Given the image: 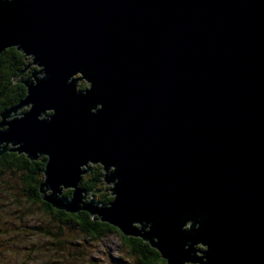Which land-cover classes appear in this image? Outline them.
<instances>
[{
  "label": "water",
  "instance_id": "95a60500",
  "mask_svg": "<svg viewBox=\"0 0 264 264\" xmlns=\"http://www.w3.org/2000/svg\"><path fill=\"white\" fill-rule=\"evenodd\" d=\"M12 48L36 69L0 157L46 159L45 203L167 264H264V0H0Z\"/></svg>",
  "mask_w": 264,
  "mask_h": 264
},
{
  "label": "trees",
  "instance_id": "16d2710c",
  "mask_svg": "<svg viewBox=\"0 0 264 264\" xmlns=\"http://www.w3.org/2000/svg\"><path fill=\"white\" fill-rule=\"evenodd\" d=\"M30 61L15 48L4 51L0 56V114L5 109L17 106L25 98L27 89L24 81L30 78L31 73L36 68L31 67L32 69L30 68V71L25 73L20 79L17 76L25 70ZM45 163L46 159L32 162L24 155L16 153L5 154L0 158V185L3 182L7 186L5 180L15 181L17 194L22 197L20 199L16 198L17 200H25L32 206L39 207L52 222L57 224L59 222L60 226H57L56 232H47L53 247L62 250L68 244L73 245L72 242L63 238L65 227H73L81 234L83 233L88 238L96 241H100L103 237L112 233H118L124 246L137 258L136 264H167L161 258V255L143 240L124 237L118 229L100 222L97 218L92 219L86 212L67 214L45 203L40 192V186L44 181ZM104 175L105 172L102 166H93L91 171L83 177L81 186L93 196L98 197L101 194L102 197L99 203L107 206L113 198L110 194L111 187L106 186L104 182ZM10 190V188L4 189L3 194L12 198L14 194H10ZM70 193L71 191H66L64 195L69 196Z\"/></svg>",
  "mask_w": 264,
  "mask_h": 264
},
{
  "label": "rangeland",
  "instance_id": "374dc122",
  "mask_svg": "<svg viewBox=\"0 0 264 264\" xmlns=\"http://www.w3.org/2000/svg\"><path fill=\"white\" fill-rule=\"evenodd\" d=\"M88 87L86 80L78 84V89L82 92ZM5 181L7 186L3 182L0 185V264L137 263V258L124 246L118 233L96 241L73 227H65L63 238L73 245L68 244L62 250L53 247L47 232H56L57 226H60L59 222H52L39 207L32 206L25 200H17L22 197L17 194L16 182ZM108 187L112 189V186ZM6 188L11 189L9 193L14 194L12 198L3 194ZM92 197L99 202L102 196L99 194L98 197Z\"/></svg>",
  "mask_w": 264,
  "mask_h": 264
},
{
  "label": "flooded vegetation",
  "instance_id": "af4514ba",
  "mask_svg": "<svg viewBox=\"0 0 264 264\" xmlns=\"http://www.w3.org/2000/svg\"><path fill=\"white\" fill-rule=\"evenodd\" d=\"M31 69H32V68H31ZM34 70H35V69H34ZM34 70H33V71H34ZM29 71H30V70H29ZM26 73H27V72H26ZM23 75H24V74H23ZM23 75H21L18 79H20ZM25 81H26V80H25ZM25 81H24V82H25ZM15 107H16V106H15ZM12 108H14V107H12ZM12 108H8V109H5V110L2 111V113L0 114V123L3 122V119H2V117H1L2 114H3L4 112H6V111L12 109ZM26 111H27V109H23V110L20 111V114H24ZM6 128H7V127H3V128L0 127V130H5ZM8 149L11 150L12 147H9ZM8 153H14V152H7L6 154H8ZM16 154H18V153H16ZM3 156H4V155H3ZM3 156H1L0 158H2ZM24 156H25V155H24ZM26 158H27V157H26ZM27 159H28V158H27ZM3 193H4V192H3Z\"/></svg>",
  "mask_w": 264,
  "mask_h": 264
},
{
  "label": "bare ground",
  "instance_id": "6f19581e",
  "mask_svg": "<svg viewBox=\"0 0 264 264\" xmlns=\"http://www.w3.org/2000/svg\"><path fill=\"white\" fill-rule=\"evenodd\" d=\"M28 59H30L31 60V58H29V57H27ZM32 63V61L30 62V64Z\"/></svg>",
  "mask_w": 264,
  "mask_h": 264
}]
</instances>
